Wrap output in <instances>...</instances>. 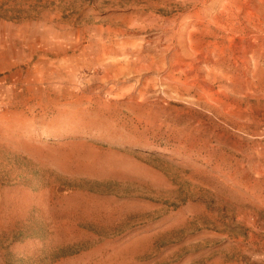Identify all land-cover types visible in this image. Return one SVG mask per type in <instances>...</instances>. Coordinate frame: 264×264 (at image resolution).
Instances as JSON below:
<instances>
[{
	"label": "rangeland",
	"instance_id": "1",
	"mask_svg": "<svg viewBox=\"0 0 264 264\" xmlns=\"http://www.w3.org/2000/svg\"><path fill=\"white\" fill-rule=\"evenodd\" d=\"M0 264H264V0H0Z\"/></svg>",
	"mask_w": 264,
	"mask_h": 264
},
{
	"label": "bare ground",
	"instance_id": "2",
	"mask_svg": "<svg viewBox=\"0 0 264 264\" xmlns=\"http://www.w3.org/2000/svg\"><path fill=\"white\" fill-rule=\"evenodd\" d=\"M190 1H194L195 2V7H197L199 4H201V5L205 6V7H208L213 2H215L216 0H190ZM223 4H224V2H223Z\"/></svg>",
	"mask_w": 264,
	"mask_h": 264
}]
</instances>
